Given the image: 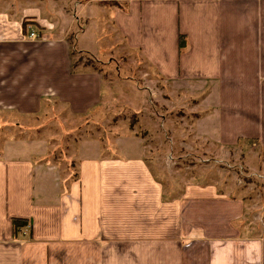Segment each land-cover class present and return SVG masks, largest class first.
<instances>
[{"label": "crops", "instance_id": "1", "mask_svg": "<svg viewBox=\"0 0 264 264\" xmlns=\"http://www.w3.org/2000/svg\"><path fill=\"white\" fill-rule=\"evenodd\" d=\"M77 5L79 22L92 24L93 8L104 14L115 40L110 50L138 51L163 83L195 94L198 131L220 147L221 157L228 151L241 157L251 142L247 165L264 182V0ZM4 15L1 135H32L49 114L63 125L74 121L71 133L96 128L99 135L124 97L72 56L94 53L71 49L62 31L32 41L23 20ZM180 35L187 38L182 53ZM106 86L113 96H103ZM127 99L142 115V106ZM94 136L77 140L56 162L36 139L0 144V264H264V195L256 204L234 187L193 184L169 197L141 147L124 142L105 150ZM13 219L31 226L14 236Z\"/></svg>", "mask_w": 264, "mask_h": 264}, {"label": "rangeland", "instance_id": "2", "mask_svg": "<svg viewBox=\"0 0 264 264\" xmlns=\"http://www.w3.org/2000/svg\"><path fill=\"white\" fill-rule=\"evenodd\" d=\"M77 3L80 0H0V16L5 14L4 17L8 15L10 19L18 21L25 16L38 20V28L31 29L37 36L35 41L45 40V34L48 35L49 31H62L67 33L71 49L82 47L93 52L94 55L82 52L74 54L72 51L74 62L80 69L99 72L109 85L110 92L114 90L124 97L117 106L116 119H103L105 125L101 124L100 133L96 136V128L71 133L74 121L63 125L49 114L48 119L40 118L37 121L41 129L37 128L38 131L29 136L22 131L11 133L6 130L3 136V130H0V144L36 139L41 142L40 150L46 159L56 162L63 159L66 153L64 149H71L82 138L90 139L95 135L94 138L105 150L132 142L135 149L142 148L150 168L163 183L169 197H181L189 185L217 184L222 189L234 187L233 193L240 191L246 200H255L258 204L261 195H264V182L251 175L252 171L247 165L253 160L247 151L252 143L244 142L247 150L241 157L236 151H228L221 157L220 147L211 137L198 131V117L192 113L197 101L195 94L181 90L176 92L173 87L163 83L138 51H122L120 47L110 50L115 40L108 34L104 14L93 8V23L79 22ZM83 30H87V34L84 35ZM120 81L127 85L118 87L116 83ZM107 86L102 91L105 98L113 96L106 92ZM138 90L141 99H138L141 95H133V91L137 93ZM129 97L142 106V115H136L134 108L129 106ZM85 122L80 121L82 126ZM115 152L111 150L109 154Z\"/></svg>", "mask_w": 264, "mask_h": 264}, {"label": "trees", "instance_id": "3", "mask_svg": "<svg viewBox=\"0 0 264 264\" xmlns=\"http://www.w3.org/2000/svg\"><path fill=\"white\" fill-rule=\"evenodd\" d=\"M113 4V3H112ZM38 28V23L33 18H24L22 21V31L25 35L29 36L31 33V29ZM187 49V38L184 35L179 36V50L182 53ZM75 54V53H74ZM73 56V55H72ZM13 234L17 236L18 233L24 228H28L31 226L30 222L25 219H13Z\"/></svg>", "mask_w": 264, "mask_h": 264}, {"label": "built area", "instance_id": "4", "mask_svg": "<svg viewBox=\"0 0 264 264\" xmlns=\"http://www.w3.org/2000/svg\"><path fill=\"white\" fill-rule=\"evenodd\" d=\"M36 38H37L36 34L31 32L29 35V39H31L32 41H35Z\"/></svg>", "mask_w": 264, "mask_h": 264}]
</instances>
